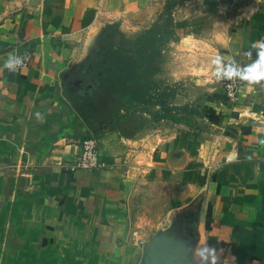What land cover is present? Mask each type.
I'll return each mask as SVG.
<instances>
[{
	"label": "crops",
	"instance_id": "1",
	"mask_svg": "<svg viewBox=\"0 0 264 264\" xmlns=\"http://www.w3.org/2000/svg\"><path fill=\"white\" fill-rule=\"evenodd\" d=\"M156 1L136 0V7H146V19L120 30L144 29ZM112 6L114 0H81L65 13L55 5L0 23V264L136 263L138 249L126 240L131 221L125 205L141 168L67 171L79 142L90 135L63 88L74 41L122 20ZM172 9L180 33L170 44L175 58L170 48L163 60L162 78L193 81L203 114L192 131L179 125L172 138L152 133L159 154L152 158L169 163L171 152L189 156L184 145L194 147L191 156L200 166L194 179L203 183L196 188L201 203L190 255L204 264L264 259V80H242L237 100L227 103L223 75L211 63L217 54L225 66L256 59L253 45L264 40V0H180ZM25 51L33 53L31 64L8 74L6 61ZM158 172L164 174V167ZM219 241L229 246L214 247Z\"/></svg>",
	"mask_w": 264,
	"mask_h": 264
},
{
	"label": "rangeland",
	"instance_id": "2",
	"mask_svg": "<svg viewBox=\"0 0 264 264\" xmlns=\"http://www.w3.org/2000/svg\"><path fill=\"white\" fill-rule=\"evenodd\" d=\"M80 1L0 0V23L8 15L42 7L57 5L65 13ZM135 3L131 0L127 7L126 0H114L111 8L118 9L122 20L115 19L99 30L91 28L85 39L77 36L73 64L67 70L63 88L67 100L87 124L88 137L99 145L107 167L104 171L128 166L141 168V179L125 205L131 221L126 240L138 249L135 264H204L189 254L196 244L195 210L201 203L196 188L203 183L194 179V169L200 167L191 156L194 147L184 145L189 156L171 152L169 163L161 162L160 157L158 161L152 158L159 155L152 133L157 136L154 139L162 131L172 138L179 125L192 131L203 114L202 95L195 92L193 81L170 84L162 78L163 60L170 55V48L174 49L175 45L170 44H175L180 33L166 7L176 6L180 0H157L152 22L144 29L122 32L123 24L127 29L130 23L147 17L146 7H136ZM112 47L118 52L111 53ZM176 53L174 49L172 59ZM131 55H137L136 77L142 81L124 80L126 61ZM112 65L119 68L118 74L105 78L102 68L111 69ZM175 94L179 95L176 102ZM162 158L166 160V156ZM161 167L164 174L158 172ZM209 226L205 224L206 228ZM226 246L229 243L225 241L214 245L220 250ZM241 259L240 264L264 262L262 256L256 255Z\"/></svg>",
	"mask_w": 264,
	"mask_h": 264
},
{
	"label": "built area",
	"instance_id": "3",
	"mask_svg": "<svg viewBox=\"0 0 264 264\" xmlns=\"http://www.w3.org/2000/svg\"><path fill=\"white\" fill-rule=\"evenodd\" d=\"M21 59L19 65H15L13 68L6 66V72L8 74H14L19 70L28 67L33 59V53L31 51H25L24 53L16 56ZM239 66H244L243 62L235 61ZM219 82L223 90V96L227 103H234L237 100V95L242 84V79L239 77H219ZM106 163L101 158L99 145L93 137H86L79 142V153L73 159L68 170L75 171L78 169H84L90 172L102 171L106 169Z\"/></svg>",
	"mask_w": 264,
	"mask_h": 264
},
{
	"label": "clouds",
	"instance_id": "4",
	"mask_svg": "<svg viewBox=\"0 0 264 264\" xmlns=\"http://www.w3.org/2000/svg\"><path fill=\"white\" fill-rule=\"evenodd\" d=\"M256 49V59L248 65L238 66L234 60H232L227 66L223 63V57L217 54L211 61L213 65H216V72L219 75L227 77H239L242 80H248L250 82H258L264 80V40L257 41L253 45ZM251 55V52L246 53ZM21 59L13 56L6 61L8 68H13L15 65H19Z\"/></svg>",
	"mask_w": 264,
	"mask_h": 264
},
{
	"label": "trees",
	"instance_id": "5",
	"mask_svg": "<svg viewBox=\"0 0 264 264\" xmlns=\"http://www.w3.org/2000/svg\"><path fill=\"white\" fill-rule=\"evenodd\" d=\"M174 6V4H171L167 6V10L170 11L171 8ZM152 39V36L149 38V40ZM118 49L116 47H112L111 53H117ZM137 55H131L130 58H127V64H126V70H127V77L124 78V80L128 81L129 79H137L136 72L138 67V61H136ZM113 67L111 69H105V66L102 68V73L104 74V77H116V75L119 72V68L115 65H112ZM138 81H142V79H137ZM132 97V96H131Z\"/></svg>",
	"mask_w": 264,
	"mask_h": 264
}]
</instances>
